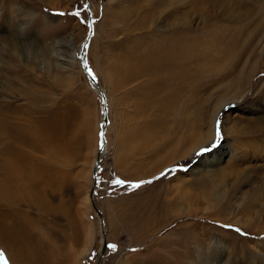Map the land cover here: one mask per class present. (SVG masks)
I'll list each match as a JSON object with an SVG mask.
<instances>
[{
	"label": "rangeland",
	"instance_id": "obj_1",
	"mask_svg": "<svg viewBox=\"0 0 264 264\" xmlns=\"http://www.w3.org/2000/svg\"><path fill=\"white\" fill-rule=\"evenodd\" d=\"M85 1L0 0V117L7 118L4 132L8 138L3 152L16 161L19 174L14 181L21 188L16 204L7 209L0 205V264H95L103 238L107 248L99 264H207L214 253L223 255L229 264H260L264 234L249 228L256 221L264 229V210H250L247 207L253 204L242 201L223 209L225 200L211 201L217 187L203 192L197 185L201 178L192 173L202 165V157L228 142L223 117L218 114L213 118V137L204 147L178 157L176 153L188 148L187 142L180 143L182 148H174L170 156L166 151L161 153L164 142H178L174 140L178 131L185 135L188 120L183 115L194 122L191 110L216 89L204 95L200 89L191 90L188 68L181 69L178 81L185 88L177 86L178 101L176 107L172 105L171 99L177 96H170L174 91V83L170 86L173 55L172 50L163 52L167 45L163 42L159 44L161 76L156 81L143 78L145 63L152 59L151 51L155 52L152 44L166 31L156 28L158 15H169L176 8L168 0H89L93 34L85 59L106 93L109 120L107 153L93 190L105 229L101 235L100 221L88 197L102 102L75 60L89 32ZM219 1L206 0L203 14L207 18L204 24L197 18L193 30L220 22L241 24L235 22L238 12H234V22L225 15V5L231 6L233 0ZM244 3L251 7V2ZM245 4L239 1L235 7L242 12ZM177 11L179 16L182 11ZM201 13H194V17ZM173 19L166 22L170 25ZM10 41L15 44L14 56L10 55ZM55 49L65 54L57 57ZM251 49L252 55L256 53L257 75L241 97L225 109L229 117L241 121L237 126L241 138L230 136L228 149H223L242 150L237 152L240 156L236 155L234 168L226 162L227 156L221 157L218 177L229 178L232 171L246 169L253 172L255 181L264 175V156L252 153L258 144L264 145V126L250 134L246 124L262 116L254 109L260 103L246 105L264 88V32ZM152 90L158 94L154 98L149 95ZM171 113L178 116L177 129ZM145 151H155L156 155L146 164L141 163ZM116 180L125 183L117 184Z\"/></svg>",
	"mask_w": 264,
	"mask_h": 264
},
{
	"label": "bare ground",
	"instance_id": "obj_2",
	"mask_svg": "<svg viewBox=\"0 0 264 264\" xmlns=\"http://www.w3.org/2000/svg\"><path fill=\"white\" fill-rule=\"evenodd\" d=\"M168 1H169V4H171V6L173 5L176 8H173L171 12L168 13L169 15L167 14L158 15V18L156 21V28L161 27V29L162 28L166 29V31L163 32V38L159 40L158 43L153 42L152 44L153 46L151 48L152 49L154 48L155 52L151 51L150 57H152V59L149 60V63L148 61L145 63L147 67L145 68L144 72L142 71L143 78L146 80L156 81V79L161 76V74L159 73L160 68L158 67V65L160 64L159 61H162V56H161L162 51H161V47L159 44L160 42H163L167 44L163 48V52L167 54V53H171V50H172V55H173V58H171V64L173 67V77L171 79L170 86L171 84L174 83V91L173 93L170 94V96H173V95H177V96L175 100L170 98L172 105H175L176 107V104L178 101L177 97L179 96V94H177V86H179V88L182 87L181 82L178 81V78L182 77L183 75V73L180 72L181 69L188 68L187 73L189 72V74H186V75L188 76L189 82L187 83L189 87L191 86L190 87L191 90L198 91V89H200V91L204 95L210 89L213 90V88H216L214 89L215 92H211L210 95L207 94L208 97L204 98L203 101L201 99L200 104L197 106L195 105V109L191 110L192 117H193L192 121L194 120V122L190 121L189 116H186L185 114L183 115L184 118H187L188 120L187 125H185L183 128L185 130L187 129L185 135L182 136L181 135L182 132L178 131V133L181 136H179V134L175 135L176 137L174 140L178 141L177 143L174 144V141L170 143L169 140L168 142H164L163 144L164 149L161 150V153L166 151L168 153V156L173 154L175 149L180 150L182 148V144H187V142H189L187 149H181L182 152L176 153V155H178L179 157V156H184L186 154L189 155L191 152L197 151L201 147H204V145L212 139L213 137L212 122H213V118H215V116L218 114L223 117V118L221 117L222 125H223L222 129L224 131L223 134H225V136L228 138L227 141L230 142V139H231V138L229 139L230 136H235L234 138L236 139L241 138L240 133L237 131V126L239 125L241 121L238 118L233 119L232 117H229L230 113H226L225 109L227 105L232 103L233 99L238 100L239 97H241L247 85L250 84V81H252L253 77H255L254 75H257V73H254V71L257 69L255 68L256 67L255 65L256 64L255 62L256 53L254 52L255 55H252V49L254 47L252 49L251 47L255 43L257 37L260 36L262 32H264V0H247L251 2L249 3L251 7H249L247 4L244 3V1L246 0H233V2L231 3V6L225 5L226 6L225 15H227V18L231 20L230 22H234V19L236 17L234 12L235 13L238 12L239 16L235 22H240L241 24L229 25V23L227 22L221 23L219 21L220 24L218 25L204 27L203 29H200V30H197L198 29L197 27H196V30H193L192 24L195 23V20L197 22V18H198V22H203L204 24L205 19L207 18V17L205 18L203 14L205 12L204 8L206 7L205 5L206 0H168ZM239 1H241L242 5L245 4L244 11L242 12H240L239 9L237 8L239 7L237 6ZM219 2H223V1L220 0ZM212 6L213 5H211V7ZM222 6L223 5H221V7ZM156 7L157 6H155V8ZM152 9L154 10V8H151V10ZM179 9L182 12L178 16L176 12H178L177 10ZM196 12H202V13L198 15L197 17H194V13ZM217 15L219 16V14ZM154 16H157V15H154ZM170 17L174 19L169 25L166 22V20L167 19L169 20ZM226 20L228 21V19ZM206 23H207V20H206ZM61 45L63 44L57 45L56 47H60ZM8 47L10 49V55L14 56L16 53L14 42L13 41L8 42ZM79 47H78V50H79ZM78 50H77V55H76L75 60L79 63ZM61 52H62V55L65 54L63 53V51L59 49L54 50V53L57 57L61 56ZM70 54L74 56L75 52H73L72 50V53ZM250 55L252 56H251V59L249 60ZM167 60L169 61V59ZM262 64L264 65V62ZM262 69H264V67ZM199 76L201 77L199 78ZM210 79L212 80L210 81ZM224 81H226V83L221 85ZM256 82L257 80L255 81V83ZM98 86H100L99 83H98ZM91 87L95 90L96 94L98 95L97 90L93 86ZM189 87H186V89H188ZM183 88H185L184 85L182 89ZM149 95L154 98V96L158 94L156 91L152 90L151 94ZM146 96L148 97V95ZM105 97H106V93H105ZM153 98L148 100V104L149 102L152 101ZM106 101H107V98H106ZM195 102L197 101L195 100ZM253 102H258L261 104L259 106L254 107V109L256 108L255 109L256 112L262 113V116H260L259 121L257 122H253V123L246 122V124L249 126L247 128L252 130L250 134L256 133L257 132L256 129L258 127L264 126V88L256 92L255 99H248V104L246 105V107L253 106L254 105ZM101 107H102V104H101ZM170 118L174 120L173 121L174 123H177L175 126L172 124L171 126H174L176 129L177 127H180L179 126L180 124L177 121V118H178L177 114L171 113ZM6 119L7 118L5 117H2V118L0 117V175L3 177L2 181H0V205L4 209L11 208L14 204H16V202H18L19 195L17 194L19 192V189H21L20 186L16 184V182L14 181L15 177L19 174L17 173V171H19L17 169L19 168L16 167L17 166L16 161L14 160L13 155H11L12 157H10V155L8 157L6 156L5 152H3L5 147H7L6 144H5L6 146H3V144L6 143L8 139L7 134L4 132L5 131L4 126L7 124V123L5 124ZM144 125L146 127L145 132L149 136L150 135L149 127L146 122ZM169 126H170V123H169ZM107 128H106V131H107ZM99 131H100V125H99ZM105 136H106V133H105ZM228 142L226 143V145L219 147L217 150L211 152L209 155L202 157V165H199L198 168L197 169L195 168L194 172H192L194 173V175L197 176V178H201L200 181L198 180L197 185L199 186V188L201 187L203 192H205L207 188L209 187L216 186L217 189L210 195L211 201H214V203H218L222 200H225L223 209H225V207H227L228 205H232V206L235 205L237 201H242L244 203L253 204L247 207V208L250 207V210L253 209L254 207H259L260 210H264V175L262 176L261 179H259L258 181H255L256 176H254L253 172L250 169L234 170L230 174L229 178L225 176L218 177V174H216V172L219 170V168L221 167L223 163L222 161L224 159L221 161V157H223L224 155L228 157L227 158L228 160L226 162L230 163L229 164L230 168L231 167L234 168L237 166L235 164L237 162L236 155L240 156V154H238L237 152L241 151L242 149L240 148L238 151H235L234 149H231L230 151L229 150L225 151L223 148L227 147L228 149V145H229ZM261 143H264V139L262 140ZM179 145L180 147H178ZM106 146H107V143H106ZM243 150H244V153H246V149H243ZM106 153H107V147L105 149V153H103L101 156L102 161H103V158H105ZM144 153H145V156L142 157L141 163H145L148 159L156 157V155H154L155 151H151V152L145 151ZM159 153H157V155L161 154ZM252 153L253 155L264 156V145L262 146L258 144L252 150ZM243 155L241 157H243ZM145 164L143 165L145 166ZM92 170H93V167H92ZM91 175H92V172H91ZM20 181L22 180H19V182ZM26 181H28L27 177H26ZM243 188H247V191L245 193L242 192ZM28 189L30 188L28 187L26 189L29 192ZM88 199L90 200L92 208L93 206L96 207L94 203V197L91 198L89 194ZM172 203H174V201ZM172 205L173 204H170V207ZM98 220L100 221L101 235L104 236L105 229L103 225L101 224L102 219L98 217ZM247 226L248 225H245L244 227H247ZM258 228L260 230H257ZM249 230H253L256 233L264 234V231H263L264 229H261L259 227V223H257L256 221L252 223V227L250 226ZM102 243L107 244L106 238L105 239L103 238ZM105 252H106V249L103 250L102 254H105ZM100 254H101V251L99 255ZM199 255L200 254H198V259L199 257H201ZM260 257H261L260 264H264V256L262 255ZM97 260L95 264L97 263ZM199 264H202V263H199ZM207 264H229V261L223 260V255L214 253L210 257L209 261H207Z\"/></svg>",
	"mask_w": 264,
	"mask_h": 264
},
{
	"label": "water",
	"instance_id": "obj_3",
	"mask_svg": "<svg viewBox=\"0 0 264 264\" xmlns=\"http://www.w3.org/2000/svg\"><path fill=\"white\" fill-rule=\"evenodd\" d=\"M84 9L86 11L87 17H88V27H89V32H88V36L85 39V41L80 45L79 50H78V54H79V64H80V68L83 71L84 76L86 77L88 83L93 86L96 90L98 95L101 98V102H102V120L100 123V131H99V142H98V150H97V156H96V160L93 166V170H92V180H93V184L90 190V197H93V190L96 186L97 180V172L100 169V164L102 162V154L105 153V149H106V140H105V133H106V128L109 125V120H108V116H107V109H106V97H105V93L102 90V88L100 86H98V82L96 77L92 74L89 75V67L87 65V61L85 59V51L87 49V47H85V45L88 46L89 41H90V37L93 34V26H92V18H91V12H90V7H89V0L85 1L84 4ZM85 65H87V69L85 68ZM95 77V79H93L92 77ZM94 211L96 212L97 216L99 218H101V213L98 211V209L96 207L93 206ZM107 248V244H103L102 249H101V254L98 257L97 263L99 264L101 261V259L103 258V250H105Z\"/></svg>",
	"mask_w": 264,
	"mask_h": 264
},
{
	"label": "snow or ice",
	"instance_id": "obj_4",
	"mask_svg": "<svg viewBox=\"0 0 264 264\" xmlns=\"http://www.w3.org/2000/svg\"><path fill=\"white\" fill-rule=\"evenodd\" d=\"M75 15H79V13H75ZM85 47H87V45H85ZM85 68L87 69V65H85ZM88 71H89V75H92L90 69ZM92 78L95 79L94 76ZM217 135L219 136V132L217 133ZM115 183H117V184H123L125 182L124 181H121V180H116ZM132 186L133 187H139L140 184H134ZM237 231H239V230L237 229ZM109 247H113L114 248L115 246L114 245H110Z\"/></svg>",
	"mask_w": 264,
	"mask_h": 264
},
{
	"label": "crops",
	"instance_id": "obj_5",
	"mask_svg": "<svg viewBox=\"0 0 264 264\" xmlns=\"http://www.w3.org/2000/svg\"><path fill=\"white\" fill-rule=\"evenodd\" d=\"M107 98V97H106ZM18 244H16V246H17ZM18 247H19V245H18ZM17 256V255H16ZM18 260H19V257H18ZM16 261H17V259H16ZM21 261H22V258H21ZM23 263V262H22Z\"/></svg>",
	"mask_w": 264,
	"mask_h": 264
}]
</instances>
